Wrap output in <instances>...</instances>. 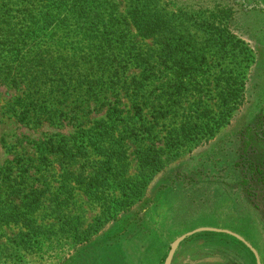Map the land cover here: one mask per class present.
Returning a JSON list of instances; mask_svg holds the SVG:
<instances>
[{
    "label": "trees",
    "instance_id": "16d2710c",
    "mask_svg": "<svg viewBox=\"0 0 264 264\" xmlns=\"http://www.w3.org/2000/svg\"><path fill=\"white\" fill-rule=\"evenodd\" d=\"M136 35L154 39L159 48H139ZM220 36L222 45L234 38ZM191 41L143 0H132L126 16L114 0H0V86L16 93L8 110L30 128L46 123L73 129L28 138L33 153L0 164V227L14 224L21 228V240L37 238L42 227L35 215L45 201L62 221V208L73 204L75 190L98 205L100 223L124 221L142 201L162 156L176 153L202 132L203 125L188 120L168 133V151L151 142L144 145L159 122L170 117L169 102L183 95L184 78L196 68ZM132 67L138 71L129 74ZM161 71H168L163 74L166 88L148 90ZM221 90L225 104L238 94L229 78ZM128 140L138 146L134 175H129ZM72 221L68 217L64 225L73 224L75 238L79 233ZM88 230L84 239L89 241L94 230ZM108 239L98 235L82 254L101 264L124 260L122 254L111 255Z\"/></svg>",
    "mask_w": 264,
    "mask_h": 264
},
{
    "label": "rangeland",
    "instance_id": "374dc122",
    "mask_svg": "<svg viewBox=\"0 0 264 264\" xmlns=\"http://www.w3.org/2000/svg\"><path fill=\"white\" fill-rule=\"evenodd\" d=\"M114 1L126 16L132 0ZM143 2L168 19L178 33L190 37L189 50L197 56L195 70L184 78L183 95L169 102L170 117L159 122L155 135L144 145L151 142L168 151V133L174 134L188 120L203 125L202 132L176 153L162 156L161 168L148 181L142 201L129 210L124 221L100 223L98 205L75 190L73 204L62 208V221L45 201L35 215L36 224L42 227L39 239L21 240L19 226L2 225L0 264H101L87 260L82 251L102 234L109 238L111 247L107 249L114 247L111 255L122 254L124 258L117 262L105 259L104 264H164L170 244L200 227L237 233L256 249L260 264H264V0ZM183 2L191 7L185 8ZM200 5L203 10H198ZM130 29L135 35L134 28ZM220 33L234 38L222 45ZM134 40L142 49L159 48L152 38L136 35ZM137 71L132 67L129 74ZM166 73L157 72L158 78L147 89L161 93V88H166ZM169 73L175 78V73ZM225 78L234 81L238 91L228 104L222 100ZM15 95L13 89L0 86V164L16 154L33 153L26 143L28 138L73 130L46 123L30 128L17 122L8 110ZM124 102L128 103L126 98ZM145 113L150 119L148 109ZM136 143L127 141L129 175L138 170ZM50 179L54 181L53 176ZM68 217L79 233L75 238L73 224L64 225ZM88 229L94 230L89 241L84 239ZM223 234L201 231L184 237L170 264H256L243 242Z\"/></svg>",
    "mask_w": 264,
    "mask_h": 264
},
{
    "label": "water",
    "instance_id": "95a60500",
    "mask_svg": "<svg viewBox=\"0 0 264 264\" xmlns=\"http://www.w3.org/2000/svg\"><path fill=\"white\" fill-rule=\"evenodd\" d=\"M201 231H210V232H217V233H225V234H229L233 237H235L236 239L240 240L241 242H243L250 250L251 252L254 254L255 259H256V264H260V258L259 255L256 251V249L251 246L247 241H245L240 235H238L235 232H232L228 229H221V228H215V227H200V228H196L180 237H178L177 239H175L171 244H170V250L168 252L167 258L164 262V264H170L171 261V257L173 255L174 249L177 246V244L179 243L180 240H182L184 237L197 233V232H201Z\"/></svg>",
    "mask_w": 264,
    "mask_h": 264
}]
</instances>
